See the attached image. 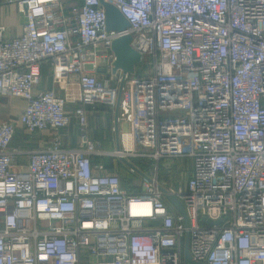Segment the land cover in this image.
Here are the masks:
<instances>
[{"label": "built area", "instance_id": "2783aa9c", "mask_svg": "<svg viewBox=\"0 0 264 264\" xmlns=\"http://www.w3.org/2000/svg\"><path fill=\"white\" fill-rule=\"evenodd\" d=\"M105 1L126 30L106 27L101 0H2L25 24L16 37L0 25V96L25 100L21 125L53 136L10 149L16 124L0 121V264H184L186 234L200 264H264V0ZM124 34L147 72L124 75L130 131L102 151L86 134V107L116 106L111 44ZM43 64L61 96L36 90ZM74 121L80 148L66 149L58 131ZM105 156L154 167L128 191L93 160ZM176 158L191 169L166 187L159 168Z\"/></svg>", "mask_w": 264, "mask_h": 264}, {"label": "crops", "instance_id": "0c3cea01", "mask_svg": "<svg viewBox=\"0 0 264 264\" xmlns=\"http://www.w3.org/2000/svg\"><path fill=\"white\" fill-rule=\"evenodd\" d=\"M25 24L23 13H21L17 5L5 4L0 0V25L5 28V35L7 37H16L22 33V27ZM40 82L36 86V90H47L54 88L57 96L62 95V86L54 85L50 81V69L47 64L41 66V78ZM26 102L20 98H11L6 96H0V121L9 120L16 124V134L13 136L10 142V149L26 150L45 148L49 145L52 139V132L48 130L44 131H29L25 129L21 122L18 121L19 115L22 109L25 107ZM70 105L68 109L72 108ZM114 109H109L106 106H100L97 112H94L90 106L86 107L88 114V124L86 128V134L89 139L96 142V147L102 151H112L121 148L122 137H126L129 133V121L126 117L125 111L118 110V118L115 119ZM126 129V130H125ZM62 138L63 147L66 149L80 148L81 131L78 124L74 121L69 128L58 131ZM125 139V138H124ZM94 162L105 165L109 170L115 168L119 173V177H123L122 167L126 164L123 161L118 160L115 157H94ZM26 162V158L23 154L16 155L14 158V169H23ZM130 162V161H129ZM173 168L171 170L172 175L170 180L172 184L176 183L175 176L182 177L185 180L187 172L191 169V163L188 159L176 158L173 159ZM127 168V167H126ZM129 170V171H128ZM175 170V171H174ZM127 173H131L127 168ZM186 174V175H185ZM127 182V181H126ZM124 183L121 186L128 191L134 190L133 184L130 182ZM125 185V186H124ZM131 187L133 189H128ZM137 188V187H136ZM136 191V190H134Z\"/></svg>", "mask_w": 264, "mask_h": 264}, {"label": "water", "instance_id": "95a60500", "mask_svg": "<svg viewBox=\"0 0 264 264\" xmlns=\"http://www.w3.org/2000/svg\"><path fill=\"white\" fill-rule=\"evenodd\" d=\"M102 5L104 6V9L106 11V27L109 30H115V31H124L127 29L128 27V22L126 20V18L123 16V14L121 13V11H119L114 5H112L111 3L105 1V0H101ZM131 42V36L129 34H124L119 36V38L115 39L112 42V51L114 53L115 56V60H114V67L112 69V72L115 73L117 70H121L122 71V81L120 83V87L118 90V100L115 106V119L117 120L118 118V110H119V105H120V101H121V92H122V86L124 84V75L125 74H133L134 73V69L135 66L137 64L141 63V55L140 53L137 51H135L132 46L130 45ZM104 68L103 69H99V72L103 73ZM119 149V148H118ZM122 161L127 164L129 167H132L134 170H136L132 164H130V162L126 159H122ZM161 190L166 194V198L168 199V201L174 206V208H176L180 214H182L185 218V222L187 223V214L185 213V208L184 205L182 204V202L177 198V197H173L172 195L168 194L167 191L161 187ZM203 221L206 222L207 224L209 223H214V224H218L220 223V220L217 221H212L210 219L207 218H203ZM188 238L189 235L186 234L185 239H184V243H183V248H184V264H200L198 262H196L195 260L192 259L190 252H189V248H188Z\"/></svg>", "mask_w": 264, "mask_h": 264}, {"label": "rangeland", "instance_id": "374dc122", "mask_svg": "<svg viewBox=\"0 0 264 264\" xmlns=\"http://www.w3.org/2000/svg\"><path fill=\"white\" fill-rule=\"evenodd\" d=\"M146 72H147V66L140 63V64H137L135 66L133 76L137 78V77L142 76ZM130 164H132V166L136 169L135 172H131L130 174L127 173L126 171H127V168L129 169V166L126 164V166L124 165V167H122V170H124L123 171V175H124L123 178L125 181H127L129 183L131 182L133 184L134 190H137L141 186V183H142L141 177H143L144 172H146V173L149 172L150 170L153 169L154 166L152 164H150V162L144 158L132 159V160H130ZM172 173L173 172L168 171L167 168H164V166H161L159 168V178L161 179V181L163 183H165L166 187L171 188L172 183H171L170 177H171ZM175 179H176V181H181V182L184 181V180H182V177H178V176H175ZM177 185H178V183H174V185H172V186L177 187Z\"/></svg>", "mask_w": 264, "mask_h": 264}, {"label": "trees", "instance_id": "16d2710c", "mask_svg": "<svg viewBox=\"0 0 264 264\" xmlns=\"http://www.w3.org/2000/svg\"><path fill=\"white\" fill-rule=\"evenodd\" d=\"M118 175H119V173H118ZM123 177H124V175H123ZM123 177H121V175H120V182L122 183V185L126 182L125 180H124V178ZM126 183H128L129 184V182H126ZM125 186V185H124ZM123 189V188H122ZM128 189H133V188H131V187H128ZM133 191V190H132Z\"/></svg>", "mask_w": 264, "mask_h": 264}, {"label": "bare ground", "instance_id": "6f19581e", "mask_svg": "<svg viewBox=\"0 0 264 264\" xmlns=\"http://www.w3.org/2000/svg\"><path fill=\"white\" fill-rule=\"evenodd\" d=\"M134 210H137V211H139L140 209H139L138 207H137V208H136V207H134Z\"/></svg>", "mask_w": 264, "mask_h": 264}]
</instances>
